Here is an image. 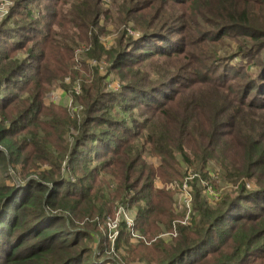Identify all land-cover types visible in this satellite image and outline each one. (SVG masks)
<instances>
[{
  "label": "trees",
  "instance_id": "obj_1",
  "mask_svg": "<svg viewBox=\"0 0 264 264\" xmlns=\"http://www.w3.org/2000/svg\"><path fill=\"white\" fill-rule=\"evenodd\" d=\"M12 1L0 24V34L20 36L0 45V264H95L98 223L120 206L134 208V227L147 237L171 230L176 185L188 168L195 175L190 224L169 242L133 247L123 221L120 257L264 264L259 0ZM104 21L119 36L111 49L101 40ZM161 37L170 48L156 46ZM143 43L149 48L130 53ZM77 49L88 79L77 69ZM104 57L110 63L101 76L86 61ZM112 73L120 87L109 91ZM55 85L72 95L71 109L44 104ZM90 140L110 154L97 162L81 157ZM219 175L236 188L221 189ZM203 181L216 190L214 203ZM109 263L121 264L102 261Z\"/></svg>",
  "mask_w": 264,
  "mask_h": 264
},
{
  "label": "rangeland",
  "instance_id": "obj_2",
  "mask_svg": "<svg viewBox=\"0 0 264 264\" xmlns=\"http://www.w3.org/2000/svg\"><path fill=\"white\" fill-rule=\"evenodd\" d=\"M107 1H111V0H106V2ZM13 4H14V2L12 0H4L2 3H0V24H1L2 20L3 19L5 20L6 17L8 16ZM254 7L256 8L257 15H259V19H260L259 21H261V23H264V0H259V3H257L256 6H254ZM65 8L67 9L66 6H65ZM16 19H18L17 15L14 16V18H12L11 21H14ZM101 27H106L108 29L106 31V33L101 37V40H102L103 44L105 45V47L107 49H111L114 45L117 46L118 44L115 41L117 40V38L119 36H118V33L116 32V28H114L113 25L107 24V22H105V21L103 22ZM6 28H9V29L13 28L12 23L8 22L6 24ZM10 32H11V30L8 31V33L7 32H3V33L0 34V45H1V41H2L1 39H3V38L15 39V38H19L20 37L19 33H15L14 35H12ZM163 39H166V38H163ZM172 39L173 40L175 39V41H178V38H177L176 35H174L172 37ZM156 42H157L156 46L158 48H163V47L170 48L171 47L169 45L170 43H168L165 40H162V37L161 38H156ZM231 44L234 45L233 42ZM141 45H144L146 48H149L148 47L149 45H147V43L136 44V45L130 47V50H129L130 53L131 54L140 53L142 51V48L141 47L137 48V47H139ZM236 46H237V44H236ZM84 49H86V48H84ZM82 54H83V50L82 49H77L76 58L79 59V61H81V63L77 66V69H78V71L80 73V76H82L83 78L88 79L89 76H88V73L86 71L85 64L83 63V61H84L83 56L85 55V53L83 55ZM156 60H158V59H156ZM86 62L89 63V64L90 63L93 64V66H96V64H97L98 66H96V67L99 68V73L101 74V76L107 75L108 67H109V63H110V62H107V57H104L103 61H99L98 63L97 62L93 63L91 58H87ZM153 64L158 65L159 62L153 63ZM91 67H92V65H91ZM93 68H95V67H93ZM29 71H31V70H29ZM28 73H30V72H28ZM71 78H72V76L70 74V76L66 78L65 84H67V85H68V83L70 84L71 83ZM120 79H121V77H120L119 74H115V73L110 74L109 78H107L109 91L110 90L112 91V90L119 89V87H120ZM18 86H20V85H18ZM76 87H77V89H80V85L78 83L76 84ZM4 91H5L4 88L0 89V92H4ZM12 91H15V88L11 87L10 92H12ZM127 93L129 94V92H127ZM159 96H160V94H159ZM44 104L48 105V106L53 105V104L61 105V106L65 107V108L71 109V107H72V95L70 94V92L66 91V89L63 88L62 86L55 85V86H53L51 91L45 96ZM105 141L107 143L112 142V144H109V145L114 148V143H113L114 142V138L113 137H110V138L107 137ZM110 150H111L110 147H108V149L105 148L102 145V143H100L99 141L94 142V141L90 140V141L87 142V147L85 146V147L82 148V150H81V155L82 156L81 157H91V158H93V160L95 162H97V161H101L107 155H109L110 152H111ZM211 166L213 168V171H217L218 172L219 169L216 167L215 164H211ZM183 173H184L183 174V176H184L183 182L181 183V185H176L177 191H178L176 196H175V199L177 200V203H176V208L177 209L174 206V212H175L177 217H176V219L173 222V225H172L173 228L171 230L161 231L158 234V236L154 237L153 239L150 238L149 236L147 237V236L141 234L140 232H138L135 229V232L138 235L142 236L143 238H134L133 236H131V243H130L131 246L137 247L139 242H143L146 245H151L157 238H161L163 241L169 242L172 238H174V237H176L178 235L177 227L179 225L185 226V225L190 224V222L192 220L191 219V214H192V211H193V199H192V202L190 203V209L188 210V216H187L186 219H185L186 210L184 209L183 205L180 204V203H181V198H182L183 185L186 183L187 185L191 186L189 181H191V179L195 175L193 174V170L191 168L185 169L183 171ZM219 178H220V180H219L220 184L219 185L222 187L221 189H223V187H225V188H227L229 190H232V189L236 188V187H234L232 185L228 186L229 184L226 182V180L224 178H222V176L219 175ZM7 182H9V180H7ZM200 183L202 185H207L206 190L204 189V193L206 194L207 191H209L208 192L209 195L213 196V199H211V202L214 203L215 202L214 200L218 199V197H217V194L215 192L216 190L212 189V187H211L213 185L211 183H208L207 181H203V182H200ZM158 184L161 185L162 182H159ZM226 186H228V187H226ZM173 187H175V186H173ZM212 191H213V193H212ZM130 211L133 212V215L135 216L134 212H136V211L134 210V208L130 209ZM113 219H114V216H113V218H111V216H108L107 218L104 219V221H102L101 223H98V231H99L100 235L98 234V238H97L95 244H93V246L95 245L93 247L94 251H93V254L90 255V257L92 255L95 256L96 261H98L95 264H102V261L108 260V259H111V258L117 259V261L120 262L121 264H132V263H136V262H141V261H138V260L125 262L123 260L122 256L120 257V254L116 250L117 238L119 236V234L116 236V232L117 231H118V233L120 232V228H121V225H122L123 221L122 220L116 221V220H113ZM92 224H94V223H92ZM172 232H173V234H169V233H172ZM119 252L121 253V251H119ZM200 252H201V250L196 252L194 255L199 254ZM109 264H112V263H109Z\"/></svg>",
  "mask_w": 264,
  "mask_h": 264
},
{
  "label": "built area",
  "instance_id": "obj_3",
  "mask_svg": "<svg viewBox=\"0 0 264 264\" xmlns=\"http://www.w3.org/2000/svg\"><path fill=\"white\" fill-rule=\"evenodd\" d=\"M4 0H0V3H2ZM7 12V11H6ZM193 199V189L191 186L187 185L186 183L183 185V189H182V198H181V203L184 207V209L186 210V217L188 216V210L190 209V203L192 202ZM116 217H114L113 220H122L126 223L127 227L130 230L131 236H133L134 238H143L142 236L138 235L135 232V216L133 215V212L130 211L129 208H127L126 206H120L115 214ZM112 218V217H111ZM186 224V223H185ZM118 231L116 232V236L118 235ZM169 234H173L169 233ZM132 264H143L141 262H136V263H132Z\"/></svg>",
  "mask_w": 264,
  "mask_h": 264
}]
</instances>
